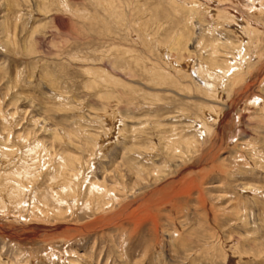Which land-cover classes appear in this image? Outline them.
<instances>
[{"label": "rangeland", "instance_id": "rangeland-1", "mask_svg": "<svg viewBox=\"0 0 264 264\" xmlns=\"http://www.w3.org/2000/svg\"><path fill=\"white\" fill-rule=\"evenodd\" d=\"M0 264H264V0H0Z\"/></svg>", "mask_w": 264, "mask_h": 264}]
</instances>
